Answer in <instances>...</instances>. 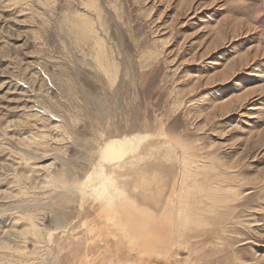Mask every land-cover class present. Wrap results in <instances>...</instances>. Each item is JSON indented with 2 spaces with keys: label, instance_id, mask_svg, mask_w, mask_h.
<instances>
[{
  "label": "rangeland",
  "instance_id": "rangeland-1",
  "mask_svg": "<svg viewBox=\"0 0 264 264\" xmlns=\"http://www.w3.org/2000/svg\"><path fill=\"white\" fill-rule=\"evenodd\" d=\"M155 164L169 260L100 217ZM0 264H264V0H0Z\"/></svg>",
  "mask_w": 264,
  "mask_h": 264
},
{
  "label": "bare ground",
  "instance_id": "bare-ground-1",
  "mask_svg": "<svg viewBox=\"0 0 264 264\" xmlns=\"http://www.w3.org/2000/svg\"><path fill=\"white\" fill-rule=\"evenodd\" d=\"M43 110L46 111L47 109L43 108ZM57 126L59 125H56L55 127ZM134 142L135 141H130L129 148L126 150L127 154L136 153L137 147L135 145H139L143 140L136 139L135 145ZM104 154L105 156H115L116 149L112 144H107L104 149ZM164 169L165 168L162 165L157 164L140 168L135 166L129 172L123 171V168L117 169V173L121 174L117 180H120L123 187L122 192L115 194L113 200L97 201L100 204V212L102 213L100 216L101 219H107L115 225H119L118 221L120 222V215H122L119 207L123 205L134 207L138 213L140 212L141 215L146 216L150 252L153 255L160 256L163 252L164 254L162 257L164 256V259L169 260L171 252L174 249L171 245V239L176 236L175 241L176 243H179V227L182 222L180 217L184 214L185 209L180 212L176 200L177 195H175L176 182L181 173L177 176V171L174 170L172 172V175L170 176V184L172 185L170 186L169 191L167 190L169 187L166 183L169 177ZM147 171H149L148 174ZM102 179L105 181L104 187L110 189L112 180L107 179V177ZM132 189L137 191V193L131 194ZM131 197L136 200H129ZM104 213H107L108 215ZM138 224L140 223L135 222L134 228ZM102 226L104 225L101 224V227ZM138 240L139 239L136 237H132L129 241L137 247L138 252H143L142 246L139 247L140 245H138ZM126 241L128 242V240Z\"/></svg>",
  "mask_w": 264,
  "mask_h": 264
}]
</instances>
